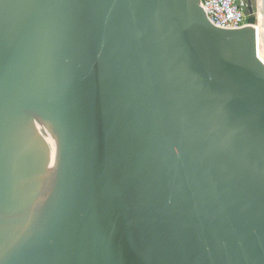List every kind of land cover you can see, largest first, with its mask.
I'll return each instance as SVG.
<instances>
[{
  "label": "water",
  "instance_id": "obj_1",
  "mask_svg": "<svg viewBox=\"0 0 264 264\" xmlns=\"http://www.w3.org/2000/svg\"><path fill=\"white\" fill-rule=\"evenodd\" d=\"M243 2L223 29L201 0H0V264H264Z\"/></svg>",
  "mask_w": 264,
  "mask_h": 264
},
{
  "label": "built area",
  "instance_id": "obj_2",
  "mask_svg": "<svg viewBox=\"0 0 264 264\" xmlns=\"http://www.w3.org/2000/svg\"><path fill=\"white\" fill-rule=\"evenodd\" d=\"M254 13L256 18L259 13L264 14V0H255ZM204 5L205 16L213 26L223 29H240L246 26V16L243 12V0H201ZM263 52L264 40L257 42L256 53ZM259 58V57H258ZM260 59V58H259Z\"/></svg>",
  "mask_w": 264,
  "mask_h": 264
},
{
  "label": "bare ground",
  "instance_id": "obj_3",
  "mask_svg": "<svg viewBox=\"0 0 264 264\" xmlns=\"http://www.w3.org/2000/svg\"><path fill=\"white\" fill-rule=\"evenodd\" d=\"M255 32H256V38H257V42H259L262 39H264V14L263 13H259L258 17H257V23L254 26ZM258 57L260 58L261 62H263L264 64V49L263 52L260 50L258 51ZM37 132H39V130H44V129H36ZM45 131V142H47V145L49 147V165L46 168L45 174H44V178H43V189L41 192V196L39 197V202L38 203H42L44 202V200L47 198V195L50 192V188L53 184V180L55 179L56 176V171H57V152H56V139L54 136H52L50 134L49 131L44 130ZM32 145V144H31ZM34 146V145H33ZM33 146H32V153H33ZM48 161V160H47ZM35 163H36V167L39 170V166L40 163L37 160V158H35ZM50 196V195H49ZM49 198V197H48ZM48 202V199H47ZM27 214H30V212H27ZM5 220V218H2Z\"/></svg>",
  "mask_w": 264,
  "mask_h": 264
},
{
  "label": "rangeland",
  "instance_id": "obj_4",
  "mask_svg": "<svg viewBox=\"0 0 264 264\" xmlns=\"http://www.w3.org/2000/svg\"><path fill=\"white\" fill-rule=\"evenodd\" d=\"M261 39H262V38H261ZM263 40H264V39H263ZM45 136H46V135H42V137H44V138H45Z\"/></svg>",
  "mask_w": 264,
  "mask_h": 264
}]
</instances>
